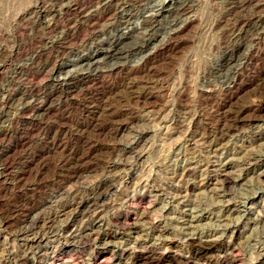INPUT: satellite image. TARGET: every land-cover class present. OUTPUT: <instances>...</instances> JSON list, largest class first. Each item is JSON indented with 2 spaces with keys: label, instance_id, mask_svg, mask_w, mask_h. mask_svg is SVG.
I'll return each mask as SVG.
<instances>
[{
  "label": "rangeland",
  "instance_id": "obj_1",
  "mask_svg": "<svg viewBox=\"0 0 264 264\" xmlns=\"http://www.w3.org/2000/svg\"><path fill=\"white\" fill-rule=\"evenodd\" d=\"M95 1L0 0V264H264V0Z\"/></svg>",
  "mask_w": 264,
  "mask_h": 264
},
{
  "label": "bare ground",
  "instance_id": "obj_2",
  "mask_svg": "<svg viewBox=\"0 0 264 264\" xmlns=\"http://www.w3.org/2000/svg\"><path fill=\"white\" fill-rule=\"evenodd\" d=\"M59 5L58 6H61L63 9V11H65L64 13H68V15H69V12H75V13H77V14H82L85 10H87V7H89V5H88V2H91L92 0H66V2H65V4H60V1L61 0H55ZM95 1V0H94ZM110 0H108L107 2H109ZM116 1V0H115ZM114 1V2H115ZM40 2V1H39ZM99 2V1H98ZM106 2V1H105ZM121 2H122V0H121ZM125 2V1H124ZM43 3H45V2H43ZM55 3V2H54ZM61 3H63V1L61 2ZM93 3V2H92ZM95 3H96V1H95ZM101 3V2H100ZM40 4L41 5H39L40 6V9L42 8V7H44L45 9H46V7L45 6H43L42 5V3L40 2ZM52 4V3H51ZM115 4V3H114ZM121 4H123V3H121ZM183 4H184V2H183ZM191 4V3H190ZM48 5V4H47ZM46 5V6H47ZM88 5V6H87ZM103 5H108L107 3H105V4H103ZM116 5H118V4H116ZM187 5V4H186ZM33 6V5H32ZM90 6H91V4H90ZM188 6V5H187ZM38 7V6H37ZM36 7V8H37ZM61 7H59V8H61ZM96 7V6H95ZM100 7V6H99ZM99 7H97L96 9H95V11L96 10H99ZM105 7V6H104ZM57 8V7H56ZM39 9V10H40ZM89 9V8H88ZM109 9V8H108ZM111 9V8H110ZM169 9V8H168ZM38 10V9H37ZM56 10V9H55ZM92 10V9H91ZM32 11V10H31ZM34 11V10H33ZM36 11V10H35ZM41 11V10H40ZM46 11H48L47 9H46ZM45 11V12H46ZM62 11V12H63ZM105 11V10H104ZM107 11V10H106ZM111 12H112V9L110 10ZM115 11V10H114ZM113 11V12H114ZM117 11V10H116ZM124 11V10H123ZM50 11H48V13H49ZM55 12V11H54ZM54 12H53V14H54ZM101 12V11H100ZM99 12V13H100ZM175 12V11H174ZM36 13V12H35ZM52 13V12H51ZM63 13V14H64ZM88 13V12H87ZM96 13H98V12H96ZM96 13H94V14H96ZM98 13V14H99ZM102 13V12H101ZM187 13V12H186ZM56 14V13H55ZM58 14H60V13H58ZM58 14H56L58 17H59V15ZM84 14V13H83ZM89 14V13H88ZM110 14V13H109ZM112 14V13H111ZM52 15V14H51ZM101 15V14H100ZM103 15V14H102ZM33 16H34V14H33ZM47 16V15H46ZM56 16V17H57ZM64 16H66L65 14H64ZM77 16V15H76ZM79 16V15H78ZM90 16H92V15H90ZM107 16L108 15H106V18H107ZM111 16V15H110ZM116 16V15H115ZM127 16V15H126ZM165 16V15H164ZM57 17V18H58ZM62 17H63V15H62ZM67 17V16H66ZM66 17H64V18H66ZM85 17V16H84ZM87 17V16H86ZM102 17V16H101ZM112 17V16H111ZM120 17H121V15H120ZM54 18V17H53ZM69 18V17H68ZM154 18V17H153ZM30 19V18H29ZM62 19V18H61ZM149 19V18H148ZM152 19V18H151ZM187 19V18H186ZM41 20V19H40ZM44 20V19H43ZM45 20H47V18L45 19ZM56 20V19H55ZM58 20V19H57ZM80 20V19H79ZM86 20V19H85ZM116 20V19H115ZM121 20V19H120ZM127 19H125V21H126ZM146 20V19H145ZM150 20V19H149ZM153 20V19H152ZM59 21H60V19H59ZM90 21H92V20H90ZM117 21V20H116ZM240 21V20H239ZM88 22V21H87ZM107 22H109V21H107ZM111 22V21H110ZM144 22V21H143ZM151 22V21H150ZM61 23V22H60ZM73 23H74V21H73ZM83 23V22H82ZM70 24V23H69ZM85 24V23H84ZM148 24V23H147ZM151 24V23H150ZM150 24H148V25H150ZM186 24V23H185ZM72 25V24H71ZM83 25V24H82ZM92 25H94V24H92ZM36 26V25H35ZM38 26H40V25H38ZM50 26H52V25H50ZM65 26V25H64ZM76 26V25H75ZM78 26H79V24H78ZM118 26H119V24H118ZM46 27H47V25H46ZM68 27V26H67ZM85 26H83V28H84ZM150 27V26H149ZM63 28V27H62ZM70 28V27H69ZM80 28V27H79ZM109 28V27H108ZM37 29V28H36ZM50 29V28H49ZM74 29H76V28H74ZM98 29V28H97ZM101 29V28H100ZM66 30H68V28L66 29ZM65 30V31H66ZM150 30H152V29H150ZM149 30V31H150ZM50 31V30H49ZM51 31H52V29H51ZM60 31V30H59ZM72 31V30H71ZM74 31V30H73ZM121 31V30H120ZM133 31V30H132ZM36 32V31H35ZM70 32V31H69ZM68 32V33H69ZM152 32V31H151ZM177 31H175L174 33H176ZM79 33V32H78ZM124 33V32H123ZM134 33H136V32H134ZM140 33H141V31H140ZM139 33V34H140ZM142 33H144V32H142ZM141 33V34H142ZM36 34V33H35ZM71 34V33H70ZM77 34V33H76ZM69 35V34H68ZM68 35H66L65 34V36H68ZM73 35V34H72ZM119 35V34H118ZM117 35V36H118ZM120 35H121V33H120ZM125 35H127V34H125ZM133 35V34H132ZM135 35V34H134ZM133 35V36H134ZM175 35V34H174ZM123 36V35H122ZM128 36V35H127ZM62 37H64V36H62ZM61 37V38H62ZM70 37V36H69ZM153 37V36H152ZM172 37V36H171ZM176 37V36H175ZM71 38V37H70ZM118 38V37H117ZM124 38V37H123ZM127 38H129V37H127ZM174 38V37H173ZM261 38V37H260ZM37 39V38H36ZM59 39V38H58ZM69 39V38H68ZM73 39V38H72ZM71 39V40H72ZM171 39V38H170ZM53 40V39H52ZM135 40V39H134ZM142 40V39H141ZM164 40V39H163ZM35 41V40H34ZM116 41V40H115ZM118 41H119V39H118ZM122 40H120V43H122L121 42ZM129 41H130V39H129ZM160 41V40H159ZM84 42V41H83ZM117 42V41H116ZM123 43H125V42H123ZM122 43V44H123ZM157 43V42H156ZM67 44V37H64V38H62V39H59L58 41L56 40V42L53 44L54 46H61V45H66ZM77 44V43H76ZM128 44H130V43H128ZM46 45V44H45ZM115 45V44H114ZM113 45V46H114ZM119 45V44H118ZM125 45V44H124ZM123 45V46H124ZM133 45H136V44H133ZM152 45V44H151ZM161 45V44H160ZM51 46V45H50ZM121 46V49H122V45H120ZM126 46H128V45H126ZM132 46V45H131ZM130 46V47H131ZM125 47V46H124ZM161 47V46H160ZM230 47V46H229ZM109 48V47H108ZM114 48V47H113ZM129 48V47H128ZM37 49H39V48H37ZM36 49V50H37ZM44 49V48H43ZM121 49H120V51H121ZM143 49V48H142ZM161 49V48H160ZM117 50V49H116ZM119 50V49H118ZM148 50V49H147ZM136 51V50H135ZM146 51V50H145ZM53 52V51H52ZM113 52H114V50H113ZM127 52V51H126ZM139 52V51H138ZM156 52V51H155ZM154 52V53H155ZM233 52V51H232ZM121 53V52H120ZM123 53V52H122ZM158 53V52H157ZM145 54V53H144ZM243 54H246L245 52L243 53ZM39 55V54H38ZM87 56V55H86ZM119 56H121V55H119ZM148 57V56H147ZM110 57H108V59H109ZM116 58V57H115ZM88 59V58H87ZM150 59V58H149ZM91 60H93V59H91ZM90 60V61H91ZM102 61V60H101ZM145 62V61H144ZM143 62V63H144ZM241 62V61H240ZM54 63V62H53ZM52 63V64H53ZM226 64V63H225ZM53 66V65H52ZM109 66V65H108ZM113 66V65H112ZM122 66V65H121ZM145 66H147V65H145ZM149 66L151 67V65L149 64ZM110 67V66H109ZM114 67V66H113ZM124 67V66H123ZM244 67V66H243ZM59 68V67H58ZM108 68V67H107ZM116 68V67H115ZM138 68V67H137ZM136 68V69H137ZM99 69H103V68H99ZM117 69V68H116ZM52 70V69H51ZM61 70V69H60ZM121 70V69H120ZM119 70V71H120ZM125 70V69H124ZM138 70V69H137ZM79 71V70H78ZM91 71V70H90ZM111 71V70H110ZM127 71H128V68H127ZM140 71V70H139ZM239 71V70H238ZM69 72H70V70H69ZM115 72H118V71H115ZM121 72H123V71H121ZM88 73V72H87ZM96 73L98 74V72L96 71ZM137 73H138V71H137ZM236 73V72H235ZM239 73V72H238ZM20 74V73H19ZM57 74V73H56ZM67 74V73H66ZM77 74V73H76ZM80 74V73H79ZM92 74V73H91ZM100 74V73H99ZM103 74V73H102ZM118 74H119V72H118ZM107 75H108V73H107ZM106 75V76H107ZM117 75V74H116ZM235 75H238V74H235ZM20 76V75H19ZM18 76V77H19ZM105 76V77H106ZM70 77V76H69ZM85 77V76H84ZM98 77V76H97ZM77 78V77H76ZM82 78V77H81ZM87 78H89V77H87ZM91 78V77H90ZM234 78V77H233ZM44 79V78H43ZM94 79V78H93ZM93 79H91V80H93ZM101 79V78H100ZM236 79H238V78H236ZM25 80V79H24ZM66 80V79H65ZM69 80V79H68ZM75 80V79H74ZM86 80V79H85ZM89 80V79H88ZM87 80V81H88ZM96 80V79H95ZM61 81V80H60ZM73 81V80H72ZM83 81V80H82ZM90 81V80H89ZM128 81V80H127ZM68 82V81H67ZM91 82V81H90ZM95 82V81H94ZM93 83V82H92ZM152 83V82H151ZM71 84V83H70ZM145 84V83H144ZM236 84V83H235ZM82 85H84V84H82ZM89 85V84H88ZM50 86V85H49ZM75 86V85H74ZM54 88H56V87H54ZM66 88V87H65ZM72 88V87H71ZM79 88V87H78ZM234 88V87H233ZM67 89V88H66ZM81 89V88H80ZM132 89V88H131ZM210 89V88H209ZM39 91V90H38ZM55 91V90H54ZM57 91V90H56ZM59 92V91H58ZM61 92V91H60ZM59 92V93H60ZM213 92V91H212ZM233 92V91H232ZM58 93V94H59ZM127 94V93H126ZM141 94H142V92H141ZM214 94V93H213ZM224 94V93H223ZM232 94V93H231ZM45 95V94H44ZM51 95V94H50ZM144 95V94H143ZM149 95V94H148ZM128 96H130V95H128ZM55 96H53V98H54ZM131 97V96H130ZM143 97V96H142ZM63 98V97H62ZM133 98V97H132ZM49 99V98H48ZM67 99V98H66ZM130 99V98H129ZM50 100V99H49ZM145 100V99H144ZM133 101V100H132ZM25 102H27V101H25ZM59 102V101H58ZM57 102V103H58ZM48 103H50V102H48ZM34 104V103H33ZM37 104V103H36ZM60 104V103H59ZM38 105V104H37ZM143 105V104H142ZM50 106V105H49ZM56 106V105H55ZM138 106V105H137ZM42 108V107H41ZM44 108V107H43ZM48 108V107H47ZM46 108V109H47ZM137 108V107H136ZM135 108V109H136ZM29 109H32V108H29ZM52 109V108H51ZM112 109V108H111ZM27 110V109H26ZM34 111V110H33ZM42 111V110H41ZM45 111V110H44ZM114 111V110H113ZM157 111V110H156ZM39 112V111H38ZM150 112V111H149ZM28 113V112H27ZM178 113V112H177ZM138 115V114H137ZM38 116V115H37ZM142 116V115H141ZM130 117H132V116H130ZM139 117V116H138ZM154 117V116H153ZM123 119V118H122ZM131 119V118H130ZM154 119V118H153ZM180 119V118H179ZM117 120H119V119H117ZM132 121V120H131ZM149 121V120H148ZM182 121V120H181ZM18 122V121H17ZM115 122V121H114ZM119 122V121H118ZM159 122V121H158ZM256 122V121H255ZM28 123V122H27ZM248 123V122H247ZM262 123V122H261ZM137 124V123H136ZM141 124V123H140ZM149 124V123H148ZM151 124V123H150ZM182 124V123H181ZM255 124V123H254ZM143 125V124H142ZM145 125V124H144ZM95 126V125H94ZM148 126V125H147ZM156 126V125H155ZM168 126V125H167ZM236 126V125H235ZM49 127V126H48ZM120 127V126H119ZM136 127V126H135ZM171 127V126H170ZM229 127V126H228ZM112 128V127H111ZM128 128V127H127ZM137 128V127H136ZM169 128V127H168ZM20 129V128H19ZM27 129V128H26ZM173 129V128H172ZM117 130V129H116ZM17 131V130H16ZM115 131V130H114ZM11 132V131H10ZM130 132V131H129ZM9 135V134H8ZM20 135V134H19ZM114 135V134H113ZM122 136V135H121ZM126 136V135H125ZM122 138V137H121ZM42 139V138H41ZM120 139V138H119ZM129 139V138H128ZM131 139V138H130ZM126 142V141H125ZM130 142V141H129ZM121 143V142H120ZM254 154V153H253ZM199 157V156H198ZM250 158V157H249ZM248 160V159H247ZM258 161V160H257ZM244 162V161H243ZM248 162V161H247ZM108 164V163H107ZM241 165V164H240ZM222 168V167H221ZM183 169V168H182ZM251 169V168H250ZM192 170V169H191ZM221 173V172H220ZM225 173V172H224ZM223 173V174H224ZM229 174H230V172H228ZM232 175V174H231ZM230 176V175H229ZM231 177H233V176H231ZM234 178V177H233ZM217 180V179H216ZM214 182V181H213ZM188 185H190V184H188ZM196 186V185H195ZM193 188V187H192ZM216 188V187H215ZM181 189V188H180ZM215 190V189H214ZM100 192V191H99ZM181 194V193H180ZM183 194V193H182ZM220 195V194H219ZM181 196V195H180ZM175 197V196H174ZM94 198V197H93ZM180 199V198H179ZM127 200V199H126ZM94 201V200H93ZM96 201V200H95ZM77 202V201H76ZM75 202V203H76ZM179 202V201H178ZM182 202V201H181ZM67 203H68V201H67ZM85 204V203H84ZM88 204V203H87ZM97 205V204H96ZM90 206V205H89ZM93 206V205H92ZM75 207V206H74ZM85 207V206H84ZM68 209V208H67ZM75 209V208H74ZM82 210V209H81ZM80 210V211H81ZM69 211V210H68ZM77 212V211H76ZM84 212V211H83ZM227 212H229V211H227ZM60 213V212H59ZM70 213V212H69ZM82 213V212H81ZM143 213V212H142ZM192 214V213H191ZM65 216V215H64ZM99 216H101V215H99ZM192 216V215H191ZM79 217V216H78ZM195 217V216H194ZM49 218V217H48ZM47 218V219H48ZM190 219V218H189ZM135 222V221H134ZM144 222V221H143ZM133 223V222H132ZM138 223V222H137ZM188 223V222H187ZM43 224V223H42ZM134 224V223H133ZM136 224V223H135ZM190 224V223H189ZM193 224V223H192ZM195 225V224H194ZM43 226V225H42ZM186 226H187V224H186ZM225 226V225H224ZM51 227V226H50ZM41 228V227H40ZM95 229V228H94ZM142 229H143V227H142ZM23 230H25V229H23ZM81 230V229H80ZM89 230V229H88ZM91 230V229H90ZM185 230V229H184ZM51 231H52V229H51ZM191 231V230H190ZM84 232V231H83ZM82 232V233H83ZM98 232V231H97ZM149 232V231H148ZM158 232V231H157ZM184 232V231H183ZM33 233V232H32ZM42 233V232H41ZM51 233V232H50ZM89 233V232H88ZM137 233V232H136ZM232 233V232H231ZM54 234V233H53ZM84 234V233H83ZM190 234V233H189ZM194 234V233H193ZM32 235V234H31ZM47 235V234H46ZM85 235V234H84ZM88 235V234H87ZM140 235V234H139ZM142 235V234H141ZM162 235V234H161ZM96 236V235H95ZM137 236V235H136ZM144 236V235H143ZM193 236V235H192ZM211 236H212V234H211ZM230 236V235H229ZM73 237V236H72ZM145 237V236H144ZM157 237V236H156ZM163 237V236H162ZM93 238V237H92ZM137 238V237H136ZM141 238V237H140ZM215 238H216V236H215ZM33 239V238H32ZM76 239V238H75ZM183 239V238H182ZM214 239V238H213ZM188 240V239H187ZM151 241V240H150ZM203 241V240H202ZM201 240H198V239H191L190 241H189V243H190V245L193 247V249H194V252H198V253H201V252H203V251H205V250H207L209 247H211L212 245H213V242H210L208 239H207V241H209V242H206V241H203L202 242ZM214 241V240H213ZM72 242V241H71ZM139 242V241H138ZM187 242V241H186ZM108 243V242H107ZM106 243V244H107ZM217 243V242H216ZM105 244V243H104ZM188 245V244H187ZM226 245V244H225ZM231 246V245H230ZM71 248V247H70ZM190 248V247H189ZM192 249V248H191ZM159 250V249H158ZM160 251V250H159ZM192 251V250H191ZM52 252V251H51ZM50 252V253H51ZM135 252V251H134ZM187 252V251H186ZM207 252V251H206ZM197 253V254H198ZM202 254V253H201ZM144 255V254H143ZM196 255V254H195ZM199 255V254H198ZM210 255V254H209ZM152 256V255H151ZM150 256V257H151ZM172 256V255H171ZM175 256V255H174ZM194 256V255H193ZM203 256H205V255H203ZM144 257V256H143ZM161 257V256H160ZM163 257V256H162ZM199 257V256H198ZM197 257V258H198ZM104 258V257H103ZM139 258V257H138ZM145 258V257H144ZM157 258V257H156ZM53 259V258H52ZM100 259V258H99ZM153 259V258H152ZM163 259V258H162ZM173 259V258H172ZM176 259V258H175ZM221 259V258H220ZM95 260V259H94ZM157 260V259H156ZM155 260V261H156ZM159 260V259H158ZM198 260V259H197ZM222 260V259H221ZM220 260V261H221ZM228 260V259H227ZM153 261V260H152ZM161 261V260H160ZM187 261V260H186ZM185 261V262H186ZM196 261V260H195ZM202 261V260H201ZM208 261V260H207ZM217 261V260H216ZM175 262V261H174ZM184 262V263H185ZM189 262V261H188ZM203 262V261H202ZM201 262V263H202ZM100 263V262H99ZM178 263V262H177ZM191 263H193V262H191ZM190 263V264H191ZM196 263V262H195ZM217 263V262H216ZM219 263V262H218ZM224 263V262H223ZM94 264H96V263H94ZM149 264V263H148ZM167 264V263H166ZM173 264V263H172ZM221 264V263H220Z\"/></svg>",
  "mask_w": 264,
  "mask_h": 264
}]
</instances>
